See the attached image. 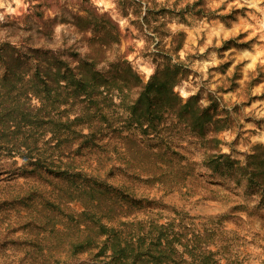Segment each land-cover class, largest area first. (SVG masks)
Listing matches in <instances>:
<instances>
[{
	"label": "trees",
	"instance_id": "1",
	"mask_svg": "<svg viewBox=\"0 0 264 264\" xmlns=\"http://www.w3.org/2000/svg\"><path fill=\"white\" fill-rule=\"evenodd\" d=\"M201 1H193L201 3L198 13L205 12ZM116 3L124 14L133 15L132 22L140 30L157 40L156 69L146 82L114 51L120 33L105 14H80V9L71 17L65 12L54 19L39 14L36 26L47 38L55 20L72 23L81 33L87 49L73 62L43 43L15 47L9 39L0 40V155L21 156L25 166L31 165V172L57 180L58 186L49 192L53 199L40 191L36 201V195L28 193L27 203L33 216H38L28 222L38 236L31 240L37 247L32 260L59 264L62 259L53 253L59 249L57 254L67 258L86 253L89 260L79 264H201L202 253L197 255L193 248L180 252L174 242H181V234L171 230L168 222H158L154 216L162 212L148 210L145 196L129 197V186L72 172L73 154L87 147L112 149L127 165L153 166L152 176L145 179L151 182L165 175V167L154 165L158 157L168 167L176 165L184 177L199 162L236 182L245 178L264 201V145H254L244 160L231 158L220 147L224 141L220 132L233 122L228 112L219 111L222 97L208 94L209 104L203 105L198 94L185 100L173 95L175 85L190 72L180 58L185 32L175 34L166 27L165 15L175 13L173 8L156 0ZM90 29L92 34L87 36ZM169 35L171 41L163 42ZM228 79V86L219 87L236 86L235 78ZM108 132L119 133V141L99 137ZM184 142L200 153L199 160H183L180 146ZM73 201H80L82 208L70 209ZM44 249L48 252L42 259Z\"/></svg>",
	"mask_w": 264,
	"mask_h": 264
},
{
	"label": "rangeland",
	"instance_id": "2",
	"mask_svg": "<svg viewBox=\"0 0 264 264\" xmlns=\"http://www.w3.org/2000/svg\"><path fill=\"white\" fill-rule=\"evenodd\" d=\"M156 1L175 11L165 15L166 27L172 33L186 34L180 58L190 69L189 77L175 85L174 91L184 100L198 94L203 105L209 104L208 94L221 96L219 111L223 115L228 112L233 122L220 132L224 140L220 147L231 158L244 160L254 145H264V0H202L204 13L197 12L201 3L193 4L198 0ZM76 9L80 14L93 12L110 17L120 33L121 55L143 82L148 81L157 65L153 59V52L158 51L157 40L148 37L147 30H140L132 22L133 15L124 14L116 0H0V40L9 39L15 47L26 42L43 43L59 49L73 62L87 49L76 27L55 20L47 38L36 25L39 14L54 19L65 12L71 17ZM91 34L90 29L87 36ZM170 41L171 35L163 42ZM228 78H235L236 86L220 88L231 83ZM99 137L116 142L120 139L117 132ZM138 137L143 138L141 133ZM143 142L154 144L146 139ZM189 145L184 142L180 146L183 160H199L200 153ZM73 156L72 172L77 170L86 177L98 175L111 184L129 186V197L145 196L148 210L162 212V216H154L158 222H168L171 230L181 234V242H174L180 252L193 248L197 255L202 253L201 264H264V201L245 178L236 182L199 162L193 163L184 177L176 165L168 167L158 157L154 165L165 167V175L151 182L145 179L152 176L153 170H149L153 166L136 168L134 162L127 165L112 149L106 152L87 147ZM24 161L21 156L0 155V264H41L32 260L37 247L31 240L38 236L28 222L38 216H33L27 203L28 193H34L36 201L40 191L53 199L49 192L58 186L54 183L57 180L31 172V165L25 166ZM70 205L73 210L82 208L80 201ZM140 213L145 211L141 209ZM53 251L62 259L59 264H79L88 259L86 253L67 258L57 254L59 249ZM47 252L43 250L42 259Z\"/></svg>",
	"mask_w": 264,
	"mask_h": 264
},
{
	"label": "water",
	"instance_id": "3",
	"mask_svg": "<svg viewBox=\"0 0 264 264\" xmlns=\"http://www.w3.org/2000/svg\"><path fill=\"white\" fill-rule=\"evenodd\" d=\"M76 10H78V9H76ZM114 51L121 54V52H120V40L118 43L115 44ZM173 95H175L177 98L179 97V94L177 92H174Z\"/></svg>",
	"mask_w": 264,
	"mask_h": 264
},
{
	"label": "clouds",
	"instance_id": "4",
	"mask_svg": "<svg viewBox=\"0 0 264 264\" xmlns=\"http://www.w3.org/2000/svg\"><path fill=\"white\" fill-rule=\"evenodd\" d=\"M17 2H19V0H17Z\"/></svg>",
	"mask_w": 264,
	"mask_h": 264
}]
</instances>
